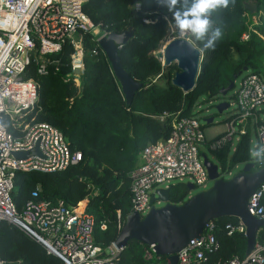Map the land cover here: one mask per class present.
<instances>
[{"label":"trees","instance_id":"16d2710c","mask_svg":"<svg viewBox=\"0 0 264 264\" xmlns=\"http://www.w3.org/2000/svg\"><path fill=\"white\" fill-rule=\"evenodd\" d=\"M247 1L255 2L256 13L251 14L244 8ZM83 9L94 24L109 32L133 30V36L118 53L125 71L142 85L127 104L109 62L89 34H77L85 49L79 84L71 74L73 47L70 42L60 44L48 54L46 75H38L36 64L31 62L25 69V77L36 82L38 98L18 121L30 125L47 123L57 128L70 151H79L82 158L53 172L15 171L11 199L18 213L34 198L33 192L37 193V199L51 204L62 201L68 206H78L86 201L84 211L92 215L95 222L92 244L104 250L114 242L122 219L131 210L130 172L137 166L143 147L169 136L174 115L199 120L196 114L202 104L214 106L217 112L218 103L229 102L234 97V93L229 96V92L221 95V88L231 81L236 85L244 76V68L264 81V0H229L227 8L209 13L211 27H220L222 36L215 48L208 50L203 47V41L192 35L204 60L195 87L187 93L171 83L176 65L163 66L153 55L170 26H174L171 14L156 0H87ZM255 17L261 19L257 24L253 23ZM245 33L248 39L242 38ZM95 48L97 53H91ZM196 108H199L197 112ZM234 116L231 110L225 122ZM210 117H202L203 128L212 123L213 118L207 123ZM3 123L13 137L21 135L13 121L3 119ZM250 130L248 126L246 133L236 140L233 150L229 141L219 149L209 148V144L223 133L205 140L221 175L250 161ZM187 196L184 183L170 185V202L181 203ZM236 220L221 217L215 221L221 226ZM100 222L106 223L105 229L99 228ZM216 232L220 248L208 255L205 264H218L234 255L243 256L246 239L242 235L227 236L223 231ZM145 246L129 241L111 258V264H153V260L143 256ZM0 259L6 264H64L43 244L7 220L0 221Z\"/></svg>","mask_w":264,"mask_h":264},{"label":"built area","instance_id":"2783aa9c","mask_svg":"<svg viewBox=\"0 0 264 264\" xmlns=\"http://www.w3.org/2000/svg\"><path fill=\"white\" fill-rule=\"evenodd\" d=\"M86 1L0 0V221L7 220L19 226L64 264H111V258L124 248L117 249L112 243L102 250L92 244L95 222L92 215L84 211L86 201L78 206H68L62 201L51 204L37 199V193L33 192L34 198L18 213L11 199L15 171L53 172L82 158L79 151H70L57 128L47 123L30 125L18 120L38 98L36 82L25 77V69L31 62L36 64L38 75H46L48 54L60 44L70 42L73 47L71 74L79 84L85 49L77 34H89L91 41L99 47V39L109 33L105 27L94 24L84 12ZM260 20L255 17L253 23ZM187 35L186 32L180 33L184 38ZM248 37V33L242 36L243 39ZM91 53L96 54V48ZM233 93L234 97L228 103L235 116L226 121V130L209 144V148L219 149L225 142H232L234 136L238 140L248 126L255 128V147L264 148V81L260 76L248 73L237 82ZM164 116L165 113L160 118ZM3 119L13 121L21 135L13 137ZM171 124L165 140L143 147L137 166L130 172V212L135 211L140 217L148 212L150 196L157 188H168L174 182L183 183L185 180L203 190L208 186L209 178L199 149V145L206 142L201 122L193 117L174 115ZM36 144L40 155H29L24 159L12 156V152L29 151ZM261 159H264V152ZM249 162L255 169L264 166V161L251 156ZM247 212L264 221V184L249 197ZM215 220L209 221L197 238L191 239L176 253L177 264H205L208 255L220 248L216 230L227 236L242 235L245 238L246 227L240 219L227 221L221 226ZM123 221L124 218L121 226ZM99 228L105 229L106 223L100 222ZM262 237L264 226L257 230L255 242L247 255H234L218 264H264ZM143 256L146 260H153V264H169L166 258L163 261L161 258L164 257L155 253L153 244L144 247ZM0 264L6 262L0 259Z\"/></svg>","mask_w":264,"mask_h":264},{"label":"water","instance_id":"95a60500","mask_svg":"<svg viewBox=\"0 0 264 264\" xmlns=\"http://www.w3.org/2000/svg\"><path fill=\"white\" fill-rule=\"evenodd\" d=\"M244 8L251 14L257 12L255 3L246 2ZM132 36L133 30L128 28L121 33L109 32L98 41V46L109 62L127 104L132 102L136 91L142 85L125 71L118 53ZM153 55L162 62L163 66L176 65L177 71L171 78L172 85L180 88L184 93L193 90L201 71L204 54L192 41L181 36L174 37L161 49L154 51ZM243 71L247 69L244 68ZM238 75H241V72ZM234 87L235 82L231 81L221 88V95L226 96L228 92L234 90ZM228 107V101L223 100L217 104V112L221 113ZM211 121L212 117L208 118L207 123ZM34 154L40 155L37 144L29 151L12 152L15 159H24ZM202 160L211 182L209 188L189 196L196 187L186 182L188 196L178 204L170 202V187L157 188L150 196V208L143 217L135 211L125 215L113 245L120 249L129 241H137L144 245L153 244L157 255L166 258L169 264H177L176 253L191 239L197 238L209 221L221 217H233L240 219L246 227L244 254L247 255L253 247L257 230L264 226L262 219L255 218L247 212L249 197L256 188L264 184V166L255 169L253 163L247 162L241 170L225 179L220 173L218 164L210 161L204 154ZM156 202L162 205L157 207Z\"/></svg>","mask_w":264,"mask_h":264},{"label":"clouds","instance_id":"9594fccd","mask_svg":"<svg viewBox=\"0 0 264 264\" xmlns=\"http://www.w3.org/2000/svg\"><path fill=\"white\" fill-rule=\"evenodd\" d=\"M170 14L174 26L179 31H189L196 40L203 41V47L208 50L215 48V43L222 36L220 27H211L209 13L227 8L229 0H156ZM264 148L255 147L250 156L258 161Z\"/></svg>","mask_w":264,"mask_h":264},{"label":"rangeland","instance_id":"374dc122","mask_svg":"<svg viewBox=\"0 0 264 264\" xmlns=\"http://www.w3.org/2000/svg\"><path fill=\"white\" fill-rule=\"evenodd\" d=\"M247 2H251V3H255L254 1H247ZM183 32V31H182ZM186 33H188L187 38L192 41V43L194 44V39H193V34L189 31H184ZM181 31L177 30L175 28V26H170V30L169 32L165 35L164 39L161 42V45L155 50H159L162 48V46L169 41V39H171L172 37H178L180 36ZM248 72L245 71L243 74H247ZM239 81V80H238ZM237 81V82H238ZM237 86V83H236ZM233 93V91L229 92V96ZM221 99H225V98H221ZM199 110V108H196L195 111L197 112ZM232 110V107H228L223 113H217L216 109L214 106H207V104H202L199 113H197L196 115L199 117V120L201 121V123H204L203 120V116H208L211 115L213 118V121L211 124H207L205 125L204 129V135H205V139L206 140H210L211 138H213L214 136H216L217 134L223 133L226 130V122L225 119L227 118V116L229 115L230 111ZM251 140H250V152L255 148L256 145V132H255V128L254 126L251 127ZM236 142V137L234 136L233 141H232V150L233 147L235 145ZM199 149L201 151L202 154H204L210 161L214 162L215 161L212 159V155L210 153V150L208 148V146H206V144H200L199 145ZM243 163L242 164H238L236 165L235 168L232 169L231 174L229 175H225L224 178L228 179L230 178L233 174H235L236 172H238L239 170L242 169L243 167ZM186 182H188L187 180L183 181V183L185 184ZM177 183V182H174ZM164 186V185H162ZM211 186V182L209 181L207 188H209ZM162 188V187H160ZM205 188V189H207ZM203 189L201 188H195L193 191H191L189 193V196H191L192 194L201 191ZM155 205L157 207L161 206L162 204L156 202Z\"/></svg>","mask_w":264,"mask_h":264},{"label":"bare ground","instance_id":"6f19581e","mask_svg":"<svg viewBox=\"0 0 264 264\" xmlns=\"http://www.w3.org/2000/svg\"><path fill=\"white\" fill-rule=\"evenodd\" d=\"M182 32V31H181ZM184 32V31H183Z\"/></svg>","mask_w":264,"mask_h":264}]
</instances>
